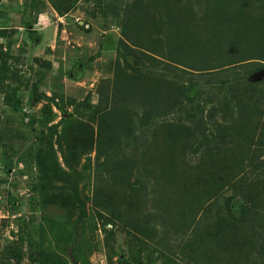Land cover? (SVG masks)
Wrapping results in <instances>:
<instances>
[{
  "label": "trees",
  "instance_id": "1",
  "mask_svg": "<svg viewBox=\"0 0 264 264\" xmlns=\"http://www.w3.org/2000/svg\"><path fill=\"white\" fill-rule=\"evenodd\" d=\"M84 1L94 2L101 15H109L112 6L107 8V0ZM79 2L44 0L42 4L69 18ZM130 2L122 9L114 5L119 29L110 46L114 70L99 82L97 104L92 105L91 95L75 103L64 98L63 92H55L45 100L38 119L20 115L21 125L29 118L28 125L33 127L31 144H26V134L14 131L13 120L11 130L7 116L2 120L6 129H0V146H9L15 155L24 150L20 159L38 169L33 191L39 204L60 215L42 217L47 226L43 236L51 233L56 250L37 248V264H76L87 248L91 252L98 245L107 247V259L112 261L117 255L113 241L118 230L130 234L128 244L135 249L131 256H118V264H146L143 254L150 245L159 247L160 253L171 252L173 242L184 238L188 242L179 251L186 259L181 258L192 264H219L227 251L236 258L239 252L240 258L256 254L261 260L255 256L257 260L249 264H264V167L258 164L264 163L260 161L264 156V89H260L264 79L251 83L237 70L255 64L247 71L252 75L264 69V0ZM39 3L32 0L25 7L39 8ZM76 25L85 30L84 25ZM24 27L34 28L30 21ZM11 59L8 50L0 53L2 103L23 113L17 93L25 76ZM35 62L52 68L50 62ZM79 63L78 70L86 72V63ZM45 98L42 95L38 101ZM65 103L75 107L72 112ZM54 107L62 112L56 123ZM15 137L24 142L17 148ZM161 139L164 151L159 154ZM217 145V151L211 150ZM223 147L229 150L225 155L233 151L230 158H223L225 163L216 157ZM204 148L208 150L201 162L191 167L185 162L186 168L178 170L187 155L201 156ZM2 161L3 170L13 168L9 153L4 152ZM247 163L252 179L245 176ZM207 167L216 168V179L209 177ZM144 172L158 178L161 189L153 199L154 209L147 213L150 193L140 179ZM91 175L96 184L85 195ZM229 187L233 194L227 201L234 202L227 203L225 212L216 210L213 220L207 221L213 226L208 232L201 225L213 214L210 204ZM202 210L205 215L198 225ZM257 226L261 231H256ZM99 230L104 240L97 245L87 241V235ZM208 239L212 246L207 249ZM214 239L230 242L215 243ZM24 242L22 237L12 244L8 264H21ZM171 254L160 255L164 264H182L174 251Z\"/></svg>",
  "mask_w": 264,
  "mask_h": 264
},
{
  "label": "rangeland",
  "instance_id": "2",
  "mask_svg": "<svg viewBox=\"0 0 264 264\" xmlns=\"http://www.w3.org/2000/svg\"><path fill=\"white\" fill-rule=\"evenodd\" d=\"M107 1L108 3L105 2L107 8L112 6L107 13V15L109 14L107 17L100 14L94 2L85 3L84 0H80L73 14L70 15L69 18L61 20L56 17L50 4H42L44 0H40L39 8L25 7V4L31 3L32 0H2V3L0 2V53H7L8 50V53L12 57L10 62L15 68L19 67L20 73L25 76L24 79H20L19 85H21V91L17 93V96L19 94L21 98L20 107H23V113L12 111L9 107L3 106V95L0 93V129L4 128L6 122L2 120L7 116L9 119L7 125L8 129L11 130V122L13 120L12 126L14 131L19 130L26 134V136L29 137L27 138L26 144H31L30 139L32 137L31 133L33 127L28 125L29 118L25 120L24 125H21L20 115L26 113L30 117L38 119L41 116V108L43 104L46 103L45 100L51 97L55 92H63L66 96H64V98L67 100L75 99V103L82 102L88 95H91L92 105L97 104L99 97L97 93L98 81L113 75L114 70L115 54L111 52L110 46L113 44L114 36L118 37L119 34L116 17L114 15V7L118 6V8L122 9L125 6V2H128V4L131 3V0ZM200 15L202 14L198 16ZM28 21L33 23V30H30L31 28L29 27H24ZM77 23L84 25L85 30L81 31L78 29ZM199 25L202 28L201 22H199ZM104 43L105 45L103 46ZM107 46L110 48L106 49ZM35 59L42 60L46 63L50 62L52 68L48 69L45 65L37 64ZM80 61H83L84 64L86 63L87 70L85 76L81 81H77L76 79L71 80L69 73L71 74L72 69L81 64L79 63ZM254 65H247L246 68L238 67L237 70L240 72V76L249 79L251 74H248L247 71L256 68ZM76 71L77 69L72 72ZM64 74L66 77L60 79ZM10 82L14 83L15 81L10 80ZM101 85L105 87L109 86L105 83ZM260 89H264V84L261 85ZM32 95L34 96L32 97ZM42 95H45L46 98L40 102L38 99ZM64 107L70 112L75 108L73 106H68L66 103ZM54 111L58 115L55 121L56 123L60 121L62 112H59L55 107ZM35 124V127L38 128L37 125H39V123L35 122ZM5 129L6 128H4V130ZM15 138V147L24 143L21 138ZM162 143L163 141L161 139L159 142V150H156L159 151V154L164 151ZM225 147L220 150V152H222L221 154L217 155L220 152H216V157L220 156L219 159L222 163H225L223 158H230L233 152H230L229 155H225L226 152H229V150H224ZM219 148L220 147L217 145L211 150L217 151ZM207 150V148L202 149L201 156L195 155L194 153L187 155V157L189 156L188 159L186 161L182 160L178 164V170L186 168L187 163L191 167L201 162L205 158L203 153L205 152L207 154ZM23 151L24 150H21L18 152V155H15L14 151L11 150L9 146H0V264H8L7 258L10 257V250L13 248L12 244L18 243L22 237H24L25 242L23 243L24 256L21 264H37L34 257L38 254L37 248L56 250L51 233L48 231L45 237L43 236L42 229L46 230L47 226L42 217L43 215L47 217H59L60 215L57 210L39 204L38 195L33 191V183L38 179V169L35 164L28 166L20 159ZM4 152L11 155L14 163V166H12L13 168L7 171H5V169L3 170L5 163L2 161ZM208 157L209 156H207V158ZM260 161H264V156ZM258 164L264 167V163H259L258 161ZM245 167L247 169L245 176L252 179L253 175L250 173L251 165L247 163ZM224 172L227 174L226 170ZM208 173L211 174L209 177L212 179L217 178L218 173L216 168L208 170ZM140 179L145 182L147 192L150 193V196H148L149 202L147 203L145 211V213H147L154 209L153 199L160 194L161 189L157 185L156 180H158V178L154 176H147L144 172L140 174ZM192 181H194L193 177ZM95 184L96 177L91 175L90 186L84 194L90 195ZM82 186L83 185L80 186V190H82ZM166 187L168 189L173 188L170 183H166ZM232 194L233 188L229 187L223 194H220V198L217 197V199L211 202L210 206L213 209V214L210 216V219L206 220L204 225H201L208 232L213 226L207 221L213 220L214 216L217 215L215 213L216 210H226L227 203L232 204L234 202L227 201ZM170 196L172 195H168V197ZM165 201L170 203L172 200L166 199ZM236 201H238V199ZM88 209L92 210L90 204H88ZM204 211L206 210H202L200 217H197L198 225L202 223V219L205 215ZM250 226L251 225L247 223L246 227L250 228ZM107 228H110V226H107ZM255 229L256 231H261L258 226L255 227ZM87 236L90 237H87V241H92L93 245H97L99 240L105 239V234L101 230L95 232L94 235L90 234ZM91 238H95V241L91 240ZM115 239L113 245L117 255L113 257L112 261L107 259V247L104 248L102 245L94 246V248H91V252H89L87 248L85 250L86 253H82L84 254L82 255L83 259H88L90 264H118V256L126 257L135 254V252H133L135 249H132L128 244V241L131 240L132 237L127 231L118 230ZM209 240L210 239H208L205 245L207 249L212 246V240ZM186 242H188L186 238H184L183 241H174V248H171L172 251H166L165 253L164 251L160 253L159 247L149 244V251L143 254V262L146 264H164L160 255L168 254L171 256V253L174 251L177 254L176 258H178L182 264H192L189 263L188 260H183L181 257L185 258V256L179 251V248ZM217 242L229 243L230 239L221 241L215 240V243ZM35 245L37 246L35 247ZM145 247V249H148L147 246ZM151 253L153 257L148 258ZM240 255L241 253L239 252L237 255L238 258H236L235 255L232 256L227 251L222 254L219 264H238L236 259L239 260V264H246V260L248 259V264L257 260L255 259V256L257 257L256 254H251L250 257L244 258H240ZM31 257L34 259V263ZM63 258L67 259L66 254H63ZM83 259H80L76 264H85ZM258 259L261 260L260 258Z\"/></svg>",
  "mask_w": 264,
  "mask_h": 264
},
{
  "label": "clouds",
  "instance_id": "3",
  "mask_svg": "<svg viewBox=\"0 0 264 264\" xmlns=\"http://www.w3.org/2000/svg\"><path fill=\"white\" fill-rule=\"evenodd\" d=\"M52 8V7H51ZM52 10H53V8H52ZM53 12L56 14V12L53 10ZM56 17H58V19L59 20H61V19H64V18H66V17H59L57 14H56ZM119 30V29H118ZM77 69V71L76 72H72V71H75ZM72 71H71V74L69 73V77H70V79L71 80H77V81H81L82 80V78L85 76V72H83V73H81L80 72V70H78V67H74V69H72ZM81 73V74H80ZM66 77V75L64 74L63 76H62V78H60V79H64ZM102 80V79H101ZM101 80H99L98 81V85H99V82L101 81ZM98 85H97V89H98ZM97 93H98V91H97ZM98 99H99V97H98Z\"/></svg>",
  "mask_w": 264,
  "mask_h": 264
},
{
  "label": "water",
  "instance_id": "4",
  "mask_svg": "<svg viewBox=\"0 0 264 264\" xmlns=\"http://www.w3.org/2000/svg\"><path fill=\"white\" fill-rule=\"evenodd\" d=\"M264 79V69L259 71V72H256L254 74H252L250 77H249V81L251 83H259L261 82L262 80ZM70 256L71 258L73 259V255H72V252H70Z\"/></svg>",
  "mask_w": 264,
  "mask_h": 264
},
{
  "label": "crops",
  "instance_id": "5",
  "mask_svg": "<svg viewBox=\"0 0 264 264\" xmlns=\"http://www.w3.org/2000/svg\"><path fill=\"white\" fill-rule=\"evenodd\" d=\"M64 19H66V18H64Z\"/></svg>",
  "mask_w": 264,
  "mask_h": 264
}]
</instances>
